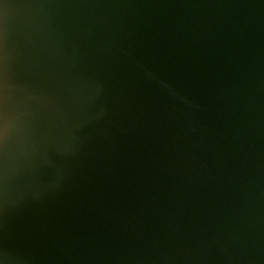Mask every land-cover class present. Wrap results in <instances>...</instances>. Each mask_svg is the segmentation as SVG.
<instances>
[{
	"label": "water",
	"instance_id": "95a60500",
	"mask_svg": "<svg viewBox=\"0 0 264 264\" xmlns=\"http://www.w3.org/2000/svg\"><path fill=\"white\" fill-rule=\"evenodd\" d=\"M0 264H264V0H0Z\"/></svg>",
	"mask_w": 264,
	"mask_h": 264
}]
</instances>
